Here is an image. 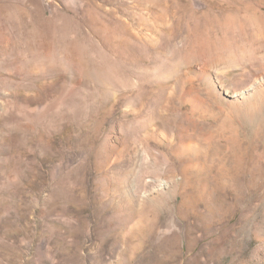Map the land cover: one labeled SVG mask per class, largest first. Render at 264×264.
<instances>
[{
	"label": "rangeland",
	"instance_id": "374dc122",
	"mask_svg": "<svg viewBox=\"0 0 264 264\" xmlns=\"http://www.w3.org/2000/svg\"><path fill=\"white\" fill-rule=\"evenodd\" d=\"M0 264H264V0H0Z\"/></svg>",
	"mask_w": 264,
	"mask_h": 264
}]
</instances>
